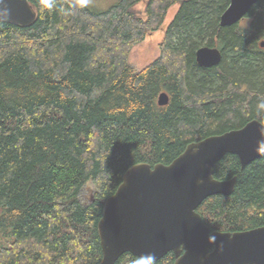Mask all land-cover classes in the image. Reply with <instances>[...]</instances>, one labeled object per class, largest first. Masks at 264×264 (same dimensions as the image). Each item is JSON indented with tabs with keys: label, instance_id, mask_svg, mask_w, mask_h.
Segmentation results:
<instances>
[{
	"label": "trees",
	"instance_id": "trees-1",
	"mask_svg": "<svg viewBox=\"0 0 264 264\" xmlns=\"http://www.w3.org/2000/svg\"><path fill=\"white\" fill-rule=\"evenodd\" d=\"M27 27L0 22V264H97V223L104 201L132 165L169 164L207 136L264 124V0L236 24L220 25L230 0H118L96 12L85 0H28ZM180 8L158 57L136 70L131 48ZM221 51L201 67L200 46ZM169 100L157 104L159 93ZM219 180L236 176L230 195L197 208L213 231L264 226V156L241 168L234 154L215 165ZM95 185L83 205L80 189ZM131 253L114 264H173Z\"/></svg>",
	"mask_w": 264,
	"mask_h": 264
},
{
	"label": "water",
	"instance_id": "water-1",
	"mask_svg": "<svg viewBox=\"0 0 264 264\" xmlns=\"http://www.w3.org/2000/svg\"><path fill=\"white\" fill-rule=\"evenodd\" d=\"M257 1L230 0L220 25L238 23ZM35 19L28 0H0V22L27 27ZM221 55L217 47L203 45L196 49L195 60L211 67ZM168 100L162 91L157 104L164 106ZM228 153L237 156L241 168L264 156V124L252 119L241 128L191 142L169 164L139 162L129 167L103 204L97 264H114L124 253L157 262L170 252L173 264H264V226L212 231L197 212L206 198L233 193L236 176H213L216 163Z\"/></svg>",
	"mask_w": 264,
	"mask_h": 264
},
{
	"label": "rangeland",
	"instance_id": "rangeland-1",
	"mask_svg": "<svg viewBox=\"0 0 264 264\" xmlns=\"http://www.w3.org/2000/svg\"><path fill=\"white\" fill-rule=\"evenodd\" d=\"M118 0H85V4L88 8L93 11L101 12L108 9L110 6L115 4ZM147 0H142L141 2L134 5L135 12L138 16L145 19ZM180 8V2H177L170 6L167 10L166 16L161 24V26L151 32H147L145 38L135 44L128 55V63L134 67L136 70H140L153 62L159 55V44L162 41L168 25L173 20L175 14ZM95 193V185L91 182H87L79 192V199L83 205H87L92 201L93 195ZM4 212L3 208H0V214ZM14 239V236L8 235L7 231H0V247H4Z\"/></svg>",
	"mask_w": 264,
	"mask_h": 264
}]
</instances>
